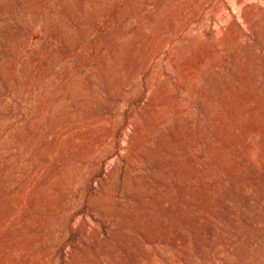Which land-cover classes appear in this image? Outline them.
<instances>
[{"label":"rangeland","instance_id":"rangeland-1","mask_svg":"<svg viewBox=\"0 0 264 264\" xmlns=\"http://www.w3.org/2000/svg\"><path fill=\"white\" fill-rule=\"evenodd\" d=\"M1 261L264 264V0H0Z\"/></svg>","mask_w":264,"mask_h":264},{"label":"bare ground","instance_id":"bare-ground-1","mask_svg":"<svg viewBox=\"0 0 264 264\" xmlns=\"http://www.w3.org/2000/svg\"><path fill=\"white\" fill-rule=\"evenodd\" d=\"M54 19V18H53ZM56 23V22H55ZM52 24V23H51ZM66 39V38H65ZM0 264H3V261L0 262Z\"/></svg>","mask_w":264,"mask_h":264}]
</instances>
